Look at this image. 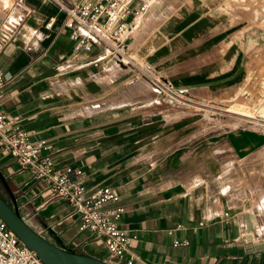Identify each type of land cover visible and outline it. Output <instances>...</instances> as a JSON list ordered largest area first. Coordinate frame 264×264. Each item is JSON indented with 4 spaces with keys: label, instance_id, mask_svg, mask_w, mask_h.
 Listing matches in <instances>:
<instances>
[{
    "label": "crops",
    "instance_id": "crops-1",
    "mask_svg": "<svg viewBox=\"0 0 264 264\" xmlns=\"http://www.w3.org/2000/svg\"><path fill=\"white\" fill-rule=\"evenodd\" d=\"M232 1L155 0L123 43L126 65L105 45L75 49L65 10L76 0H10L0 9V110L31 141L46 142L40 155L56 167L80 169L87 193L113 188L124 209L119 227L136 237L133 264H264V130L182 137L194 124L171 127L173 109L147 91L144 76L153 71L194 100L224 99L238 88L245 32L230 24L240 19ZM136 73L142 81L134 82ZM0 174L11 191L0 188L3 198L47 241L126 264L128 255L111 258L102 241L80 232L70 205L1 144Z\"/></svg>",
    "mask_w": 264,
    "mask_h": 264
},
{
    "label": "built area",
    "instance_id": "built-area-1",
    "mask_svg": "<svg viewBox=\"0 0 264 264\" xmlns=\"http://www.w3.org/2000/svg\"><path fill=\"white\" fill-rule=\"evenodd\" d=\"M154 2L136 0V5L132 6L130 0H76L65 10V27L76 50L90 51L96 44L105 45L104 50L115 56L116 62L126 65L123 43ZM52 25L50 21L46 28ZM5 82V75L0 72V101ZM0 144L14 163L28 170L47 190L70 205L72 213L78 215L80 232L87 231L91 238L102 241L111 258L122 260L128 255L126 264H133L134 257L129 254L136 237L119 227L124 209L118 205L120 198L113 188L99 187L87 193L80 169L56 167L49 156L40 155L46 142L31 141L1 110ZM0 264H43L1 219Z\"/></svg>",
    "mask_w": 264,
    "mask_h": 264
},
{
    "label": "rangeland",
    "instance_id": "rangeland-1",
    "mask_svg": "<svg viewBox=\"0 0 264 264\" xmlns=\"http://www.w3.org/2000/svg\"><path fill=\"white\" fill-rule=\"evenodd\" d=\"M9 3L10 0H0V9L6 8ZM230 6L240 13V19L230 24L243 26L245 32V35H241L239 39L244 48H240V53L236 55L244 64L246 75L244 82L238 88L219 95L224 99L194 100L186 96L182 90L176 89V86L164 84L165 82L160 80L163 77L159 74L156 77L155 72L144 70L146 72L144 76L149 79L150 84V89L146 88L147 91L156 92L162 99L164 108L173 109L172 112L170 111L172 115L167 117L171 127L182 124L181 128L189 123L194 124L182 137L196 135L197 133L194 134L196 129H200V132H208L216 128L242 127L256 131L264 130V0H234ZM259 34H263L261 37L263 42L258 48H252L256 45L257 41L254 39H257ZM132 58L137 67L144 68L142 59L136 55ZM132 79L134 82L142 81V76L136 73Z\"/></svg>",
    "mask_w": 264,
    "mask_h": 264
},
{
    "label": "water",
    "instance_id": "water-1",
    "mask_svg": "<svg viewBox=\"0 0 264 264\" xmlns=\"http://www.w3.org/2000/svg\"><path fill=\"white\" fill-rule=\"evenodd\" d=\"M0 180L11 195L5 179L0 174ZM0 219L18 237L43 264H111L93 257L67 250L59 241L58 245L50 243L40 234L30 228L21 217L16 207H10L0 196Z\"/></svg>",
    "mask_w": 264,
    "mask_h": 264
},
{
    "label": "trees",
    "instance_id": "trees-1",
    "mask_svg": "<svg viewBox=\"0 0 264 264\" xmlns=\"http://www.w3.org/2000/svg\"><path fill=\"white\" fill-rule=\"evenodd\" d=\"M7 184V183H6ZM7 186H8V184H7ZM0 188H2L3 190H5L6 191V193H7V190H6V188L4 187V185L2 184V182H1V180H0ZM8 188H9V186H8ZM0 196H1V198L10 206V207H12L11 205H10V203H8L4 198H3V196L1 195V193H0ZM13 208V207H12Z\"/></svg>",
    "mask_w": 264,
    "mask_h": 264
},
{
    "label": "bare ground",
    "instance_id": "bare-ground-1",
    "mask_svg": "<svg viewBox=\"0 0 264 264\" xmlns=\"http://www.w3.org/2000/svg\"><path fill=\"white\" fill-rule=\"evenodd\" d=\"M0 38H3V33L0 34Z\"/></svg>",
    "mask_w": 264,
    "mask_h": 264
}]
</instances>
